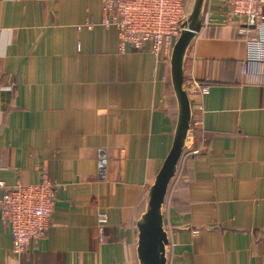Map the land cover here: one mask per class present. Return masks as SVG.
Instances as JSON below:
<instances>
[{
	"label": "crops",
	"instance_id": "crops-1",
	"mask_svg": "<svg viewBox=\"0 0 264 264\" xmlns=\"http://www.w3.org/2000/svg\"><path fill=\"white\" fill-rule=\"evenodd\" d=\"M204 12L185 62L199 151H184L164 204L168 264H264V64L242 72L224 0ZM177 120L170 60L121 51L103 0H0V180L47 170L58 187L47 234L21 255L0 210V264H140L137 221Z\"/></svg>",
	"mask_w": 264,
	"mask_h": 264
},
{
	"label": "built area",
	"instance_id": "built-area-1",
	"mask_svg": "<svg viewBox=\"0 0 264 264\" xmlns=\"http://www.w3.org/2000/svg\"><path fill=\"white\" fill-rule=\"evenodd\" d=\"M224 3L227 8L224 22L235 25L246 44V55L239 61L245 74L253 63L264 64V0H224ZM190 12L187 0H103V24L118 28L121 51L128 46L141 50L150 44L154 54L165 60H170ZM209 22L211 16L204 12L203 25ZM200 87L204 93L209 91L207 85ZM186 148L188 155L199 151L189 148L187 143ZM0 188H5L0 198L1 217L11 229L14 252L21 255L47 234L58 187L45 170L38 182H18L7 187L0 180ZM100 222L103 240L107 218L100 215Z\"/></svg>",
	"mask_w": 264,
	"mask_h": 264
},
{
	"label": "water",
	"instance_id": "water-1",
	"mask_svg": "<svg viewBox=\"0 0 264 264\" xmlns=\"http://www.w3.org/2000/svg\"><path fill=\"white\" fill-rule=\"evenodd\" d=\"M205 0H195L185 26L177 38L170 59L171 83L178 102V120L173 144L146 195V208L137 221L140 264H168L169 236L164 219L171 180L177 174L193 124V99L186 86L185 62L204 21Z\"/></svg>",
	"mask_w": 264,
	"mask_h": 264
},
{
	"label": "rangeland",
	"instance_id": "rangeland-1",
	"mask_svg": "<svg viewBox=\"0 0 264 264\" xmlns=\"http://www.w3.org/2000/svg\"><path fill=\"white\" fill-rule=\"evenodd\" d=\"M190 7H191V11H192L193 3H192V4H190Z\"/></svg>",
	"mask_w": 264,
	"mask_h": 264
}]
</instances>
